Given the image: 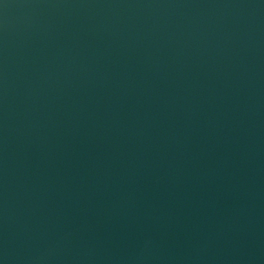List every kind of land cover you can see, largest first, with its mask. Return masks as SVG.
<instances>
[{"label": "water", "instance_id": "1", "mask_svg": "<svg viewBox=\"0 0 264 264\" xmlns=\"http://www.w3.org/2000/svg\"><path fill=\"white\" fill-rule=\"evenodd\" d=\"M0 264H264V0H0Z\"/></svg>", "mask_w": 264, "mask_h": 264}]
</instances>
